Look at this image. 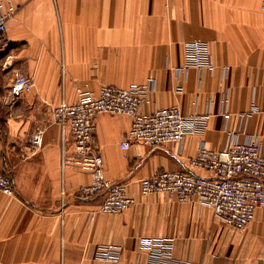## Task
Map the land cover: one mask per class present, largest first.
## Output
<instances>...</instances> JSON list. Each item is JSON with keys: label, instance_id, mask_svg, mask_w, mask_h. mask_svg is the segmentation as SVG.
<instances>
[{"label": "crops", "instance_id": "0c3cea01", "mask_svg": "<svg viewBox=\"0 0 264 264\" xmlns=\"http://www.w3.org/2000/svg\"><path fill=\"white\" fill-rule=\"evenodd\" d=\"M11 44L0 47V170L14 194L0 191L2 264H168L141 248L144 236L174 237L176 258L188 264H264V206L245 229L227 226L195 197L172 200L142 194L143 177L193 170L202 146L220 150L258 141L264 154L263 0H14ZM209 44L214 68L185 65V44ZM17 73L34 79L17 103L4 99ZM147 85L140 111L176 106L205 115L201 131L180 142L121 146L132 125L127 114L96 116V139L108 180L126 182L136 199L119 213L99 210L103 193L78 196L88 170L65 163L74 149L51 109L76 102L81 90ZM46 128L32 151L31 135ZM121 247L119 262L98 258L100 247Z\"/></svg>", "mask_w": 264, "mask_h": 264}, {"label": "built area", "instance_id": "2783aa9c", "mask_svg": "<svg viewBox=\"0 0 264 264\" xmlns=\"http://www.w3.org/2000/svg\"><path fill=\"white\" fill-rule=\"evenodd\" d=\"M264 7V0H263ZM14 0H0V47L11 44L8 36V22L18 12ZM185 65L180 72L191 67L214 68L210 46L204 41L193 40L185 44ZM34 79L25 73H17L4 99L11 106L26 93L33 90ZM147 85L132 83L128 87L102 85L98 91L91 89L78 92L76 102L62 101L51 109V115L58 122L65 135L69 130L73 137L74 150L65 156V163L74 164L91 172V181L78 192L81 198L103 193L99 210L105 213L123 212L133 206L136 199L130 194L126 182H114L105 177L104 158L96 139V116L101 112L127 114L132 125L121 146L128 149L134 142L159 146L180 142L187 135L201 131L205 115L184 114L179 107L169 106L141 112L146 100ZM46 128L39 127L31 135L32 151L43 146ZM208 175L191 170H163L145 176L140 182L142 194L165 192L170 199L187 202L195 197L211 207L227 226L245 229L252 222L256 209L264 206V154L258 141H235L220 150L202 146L190 162ZM0 191L14 194V180L10 172L0 170ZM141 248L149 250L151 256L165 260L168 264H188L174 254V237L144 236ZM98 258L103 261L119 262L121 247L105 244L100 247ZM2 264V262H0ZM197 264H211L199 262Z\"/></svg>", "mask_w": 264, "mask_h": 264}, {"label": "rangeland", "instance_id": "374dc122", "mask_svg": "<svg viewBox=\"0 0 264 264\" xmlns=\"http://www.w3.org/2000/svg\"><path fill=\"white\" fill-rule=\"evenodd\" d=\"M3 107H4V106L0 103V109H1L2 111L5 110Z\"/></svg>", "mask_w": 264, "mask_h": 264}]
</instances>
